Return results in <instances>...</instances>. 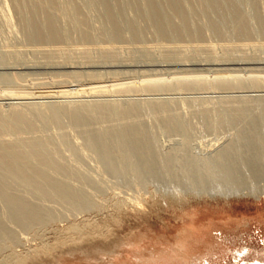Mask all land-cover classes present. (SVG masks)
<instances>
[{"label":"rangeland","instance_id":"obj_1","mask_svg":"<svg viewBox=\"0 0 264 264\" xmlns=\"http://www.w3.org/2000/svg\"><path fill=\"white\" fill-rule=\"evenodd\" d=\"M111 1L116 7L115 10H117L120 20L123 22L126 41L117 39L109 34L110 22L104 14L100 0H60V3L63 5L69 2H76L80 6H83L84 12L89 17L90 24L88 28L93 32L94 40L92 45H89L87 49L85 47L84 49L83 47L81 48L79 46L81 42H75V40L79 39V32H76L78 30L72 27L67 14H59L58 22L59 24L62 23L60 26L65 36L68 37H65V39H68L66 41L69 43L58 48V51L57 49L47 51L31 41L29 33L27 32L28 28L24 26L23 18L21 17L22 19H20L19 17L20 14H17L16 8L12 5V0H0V14H2L0 16V109L8 111L11 109L10 107L13 106V103L18 104V106L19 104L20 106L23 105V107L26 108L29 113L28 117L36 127L32 129L29 128L28 132H23L22 137H26V139H35L36 137L44 138L49 149L52 150L53 155L58 160L57 164L60 162L58 167L64 165L66 169L64 166H62V169L64 168L63 170L60 169L62 171L68 170L69 172V174L67 172L63 173L60 169H57L58 167H55L56 170L52 168L49 171L51 175L57 176L56 172L58 171V175L59 177L61 175L62 180L66 179V182L70 183L74 189L77 191L81 190V196H84V198L80 196L82 199H78L86 203L88 202L87 207L80 211L74 208L72 202L68 203V201H62L59 197H55L56 194L55 196L54 194L51 195L50 187V195L44 194V196L38 193L39 190L35 189L36 187L33 186L32 183L25 182L1 171L2 174H5L6 182L11 186L12 192L22 195L30 201L33 199V203L39 204L40 206L43 205L44 207H42L45 208V210L49 209L48 211L53 215V220L44 226L38 225L31 228L26 226L23 227L24 225L19 224L12 217L9 208L0 196V220H2V223L4 222V224H6L5 226L9 227L8 229L13 232V240H15V242H12L10 238H4V248H2V250L0 249V264H19L17 262H12L11 257L16 253H26L28 250L32 252L30 257L34 258L32 264H97L94 256H84L79 250H74V245L68 238L69 234L64 233L62 229H65L70 223L80 224V220H83V218L95 222L109 218L108 216L110 213L114 212L112 203L115 202L119 196L125 195L124 192L127 193L128 191L130 193L134 191L135 195L139 192L137 195H144L143 197L154 195L153 204L147 206L148 204L145 203L142 209L140 208L137 211L134 210L122 214L121 226L117 227L113 234L116 238H122L121 241L123 243L122 248L118 251V253L122 252V254L118 256L117 254L115 255L116 264H139L141 255L148 256L152 253L157 255L158 253L167 251L174 252L173 249L180 252L194 251L198 254L199 248L197 238L201 235H203L201 237H204L205 240L217 241L222 245V247L218 248V252L213 257L212 255H207L211 259L210 264H254L255 258L264 259V195L258 198L256 196L254 197V195L240 193L238 195H230V197L226 199V197L224 198L221 196L195 197L193 195L194 192H192L188 197H184L185 201L183 202H181L179 198V202L172 201L173 199L171 200L169 198L171 194H176V190L180 194L182 192L181 195H186V190L189 189V187L192 189L195 187V190H200L201 185L199 184V179L201 178L200 172L202 170L199 172L200 161L198 162V160L204 159V157H207L205 158L207 161L210 160L212 157L210 155H212L215 150L219 149L216 152L219 153L224 160L223 161L218 156L219 158H216L217 161L221 160L220 162L229 166L228 151H231V147L228 149L227 145H229V141L230 144H239L238 140L236 143L232 141V139L236 140L239 138L242 141L240 143L241 145L239 144L240 147L238 145L235 147V150L237 151L239 147V151L242 150L243 152L240 151L237 153L232 151L231 155L237 156L235 157L237 160L241 154L246 156L243 155L247 163H242L240 159L242 165L236 164L239 165V168H237L240 170L243 169V171L247 169L244 164H248V161L251 160L249 149L251 148V150H253L252 145L254 143L252 142L251 145L249 142L258 140L256 139L257 134L258 138H262L261 140L264 141V87L259 88L260 84H256L255 82L257 79L256 77H264V13L260 11L261 9L259 10L261 5L258 6L255 4L259 10V13H257L260 15V18L262 17L260 19L255 12L257 8L254 11L253 5L251 7V4H254L255 1V3H257V0L254 2L253 0H239L241 2L239 5L242 7L245 14H247L246 17L249 19L248 22H250L249 25L252 31V38L250 40L246 41L245 39H241L237 34L235 35L236 32L233 33L234 27L233 29L231 28L234 24L232 23V25H229V21L231 20H224L214 10L211 11L210 14L200 13L201 15L198 13L199 11H197L194 15L192 13V24L197 22L195 26H203L206 36L205 43L201 45L189 39L178 41V43H175V46L174 44H164L159 38H156L155 28L150 25L145 14H143L144 12L141 11V9H143L142 5H140L142 7H140V10L136 6L137 3H139L138 1ZM6 3L9 5H6ZM7 6L10 7V10H8L9 7L6 8ZM136 10H139V13L142 14L140 15ZM7 14H10V18L13 20H9ZM248 15L250 18H248ZM211 17L215 19L222 30L225 31H222V37H219L217 32L213 31L214 28H210L211 25L208 19L210 20ZM130 21H135L136 25L140 26L142 29L139 39L135 37L134 31L129 25ZM144 28L146 29L144 30ZM249 41H251L252 44H249ZM241 43H243V45ZM170 49L174 52L172 57L170 55ZM108 50L112 52L111 55H106L110 52ZM162 54H164L165 57ZM211 54L213 56H211ZM235 54L236 58L234 56ZM215 55L216 57H214ZM217 56H220L221 60L245 59L247 57L246 59L247 61L250 60V63L241 65L243 66L242 72L246 74L240 73V71H238V75H231L230 73L228 75H223L222 73L224 72H217L218 69H223V67H232L212 65L211 63L220 59L217 58ZM179 63L181 64L180 66ZM247 66H253L254 68L249 69ZM211 67L216 68V71ZM256 67H259V71ZM204 68H206V70L209 68L207 71L212 69L213 71H211L213 73L211 71L207 72ZM86 70H92L88 71L90 74L91 72L92 74L98 73L96 76H91L88 75V72H85ZM184 70L190 76H186L187 74ZM246 70L248 72H246ZM72 71H82L83 74L73 75ZM175 71L178 75L182 74L183 76L181 77L183 78L192 76L195 80L194 83L197 82L196 78H198V81L203 80L208 83L209 79H215L216 77V79H227L238 83L233 87L234 89H231L232 85L222 86L221 89L224 88L225 90H221L215 86L213 89V86L209 87V85H206V88L203 89L205 84H203V86L200 84L201 86L198 85L200 87L196 88L198 83H193L191 87L193 89H190L189 86V88L186 87L181 90L180 88L179 90L175 89L176 85L174 86L175 88L172 85L170 88L164 87L159 90H148L141 86V82L144 80L155 82L157 81L156 78H159L161 75V78L165 77V81H174L173 78H181L174 73ZM163 72L165 74H163ZM200 72L204 73L200 74ZM215 72L216 74H219V72L221 74L216 76ZM230 72L233 74V71ZM247 73L251 75H247ZM254 73L256 75H254ZM213 75L215 77H213ZM245 77H248L250 81H247L248 78L246 79ZM161 78L160 81H163ZM241 78H243L242 80L244 81L246 79L244 83H249L247 87L245 84L243 85ZM92 83H96L97 85L101 84L106 87L98 86L100 89L89 88ZM113 83H115V86L117 85V88L114 86V91V87L112 90L110 89V85ZM119 86H122L120 87L121 89ZM171 88L175 90L171 91ZM62 89H68V91L66 93H58V90ZM118 89L122 92L120 93ZM53 91H55V93H53ZM49 93L51 94L49 95ZM233 97H235V100H232ZM244 97L245 102L246 99H248V101L246 103L243 101V103L248 107L240 103L244 100ZM222 98L224 102L225 99H230V102L238 100L236 102L237 105L229 101V103H227L226 101V105L229 104L230 107H225V104L221 103L223 102ZM201 99H207L209 104L203 101L201 105ZM239 99L241 100L240 102ZM250 99H252V101L255 100L253 102L256 103V105L251 106L253 108L250 107ZM134 101L135 103H132ZM149 101L151 102L148 103ZM164 101L168 102L169 105H172L174 101L176 104L180 103V105L178 104L179 106L174 104L175 109L169 106V114H171V112L174 113L176 121L179 120V118V122L181 121L179 124L181 128L175 122L177 131L171 128L172 124L173 127H175L173 122L171 124H164L165 120L161 113L154 108V104ZM185 102L187 104H184ZM98 103L99 105L102 103L101 106H98ZM109 103L110 105L115 104L114 107H117V103L121 104L118 105L119 108H121L120 106L124 107V105L126 106L129 104L137 105L136 107L139 111H137V113L136 110L133 112V119L134 121L137 119L135 123H139V125L142 124V130L148 132H143L146 138L149 136L147 142L151 138V143H149L152 144V151H150L154 156L151 152L149 153L151 156L155 157V162L149 160L151 164L154 163L152 166L148 165V160H145L146 162L142 161L141 155L135 150L136 148L133 147V144L130 145L128 143L130 140H127V138L122 135L123 129L126 128L122 126L125 119L129 120V123H134L130 117L132 113L129 116L130 119L127 118V115V117L123 115L122 119H120L122 112L120 111L119 113L121 114L117 115L119 113L114 108L113 110L116 111L113 112L112 110V112L115 113L114 115L111 112ZM220 104L221 107H218ZM81 105L86 108H80ZM107 105H109V107H107L108 109L105 108L106 110L103 111L102 109ZM241 105H243V107L245 106V112L243 111L245 120L240 116L242 113L239 114L236 110L234 111L236 106ZM223 107L228 110L230 109L229 111L232 113L229 112V114H227L228 111H225ZM64 108L68 110V112H70V110L85 111L88 108L87 112H82V114H85L83 117L87 115L85 120L89 122H83L86 126L83 123L79 125L78 123L81 122L76 120L79 115L73 112V114L77 116H75V120L78 122L76 123V121L72 119L74 118V116H72L73 114L71 115V113L66 112L63 110ZM38 109L41 110V113ZM100 109L102 112H100ZM203 109H205V111H203ZM248 109H250V112H247L249 111ZM55 111L56 113L58 112V114H56ZM109 112L112 113L113 116L111 114L109 115ZM245 113L248 114L249 118ZM249 113L252 114V116H250ZM260 116L261 118H259ZM83 117L79 118L83 119ZM223 117H225L224 121ZM252 117L256 119V121H254ZM82 119L80 121H82ZM250 119H253L252 121L254 122L250 121ZM260 119H263V121ZM257 120H259V122ZM90 121L94 124H91ZM246 122H249V124L252 123V125L255 124L256 129H254V126L251 128ZM129 123L126 121L125 125L127 126ZM192 123H194V125ZM167 124L172 130L167 128ZM88 125H90V127ZM114 128L117 129V131H114ZM183 128H187L188 130ZM90 129L96 130L97 133ZM241 130H243L244 135H252L250 136L251 138L248 137L251 141L245 138L244 135H242V138H244L242 140ZM23 131L27 130L24 129ZM85 131H90L92 134L96 133L93 137L98 135L101 139L98 138L99 141L94 140L96 142L91 141V138L88 135V137L86 136L87 133ZM29 132L31 137L29 136ZM13 134L15 135V133ZM13 134H4V137L9 138L13 136L14 138ZM35 135L37 136L35 137ZM76 135L77 139L79 137L78 140L75 138ZM183 136L185 138L189 136V139L187 138V142L189 140L188 143ZM261 140H259V142ZM260 143L264 145V142L261 141ZM245 146L246 148L244 149ZM182 148H184V150ZM225 148H227L228 151L227 149L225 150ZM105 151L107 153L106 155L109 154L111 157V161L107 160L105 154L102 156ZM223 151H225V153H223ZM169 154L172 155L168 156ZM173 154L175 156H173ZM186 155H188L191 160L193 158L194 161L192 162H194V165L191 164L192 162L190 160L187 161ZM208 156L210 157L208 158ZM172 157H175V160H173L174 158ZM214 157H212V159ZM236 159L235 161H237ZM213 160L215 161V159ZM232 160L234 162V159ZM204 162L200 164L203 169L205 166ZM238 162L239 161L235 163ZM191 166L193 167L192 172L190 170ZM242 166H244V168H242ZM40 167L44 169L43 166ZM248 168H250V166H248ZM213 169V173L210 171V168L209 170L206 169L207 173L209 171L212 175L208 177V181L206 180L207 183L205 186L207 185V187H204V189H211L212 186H214L213 188L224 186L228 188V190L234 189V185L229 179H223L224 171H219L221 175L218 176V171L217 175L215 168ZM243 171L241 170L240 172L241 176L247 178L249 175V178L252 179L250 181H253L254 177H250V175L252 176V171L247 169V171H245L246 174H243ZM247 172L250 174L247 175ZM203 173L204 172H202V174ZM214 173L216 175H214ZM33 176L35 175L33 174ZM138 177H140V180H138ZM203 177L204 176H202V178ZM245 183L247 184V181ZM253 183L256 185L255 178L254 182H248L246 186L244 185L246 190L243 192H247L248 189L256 188L261 184L263 185L264 176L257 179L256 187L253 186ZM130 189H132V192ZM183 189L186 192H184ZM204 189H201V191ZM178 192L177 194H179ZM158 200L160 201L158 202ZM160 202L161 204L158 205ZM97 205H102V210H97L98 207H95ZM63 241H67L68 244L59 246ZM241 247L248 248L249 252L247 256L241 253L239 257H235V255H237L236 250ZM35 252H37V254H35ZM200 252L204 253L206 251L204 248H201ZM164 264L172 263L165 262ZM180 264H182V262H180Z\"/></svg>","mask_w":264,"mask_h":264},{"label":"bare ground","instance_id":"obj_2","mask_svg":"<svg viewBox=\"0 0 264 264\" xmlns=\"http://www.w3.org/2000/svg\"><path fill=\"white\" fill-rule=\"evenodd\" d=\"M136 1L139 2L136 5L137 8L140 10V7H141L140 5H142L143 9H141V11L144 12L143 14H145L147 20L150 22V25H152V27L155 28V30H156V38H159L161 42H164V44L166 43V44H174L175 45V43L176 42L178 43V41H185V40H189V39H190V41L196 42V43L201 44V45H202V43H205L206 36H205V33H204L203 26H195V24L197 22L195 24L193 23L194 25L192 24V13L194 15L197 11H199L198 12L199 14L200 13L201 14L202 13H204V14H210L211 11L214 10L224 20H231V21H229V25H232V23L234 24V26L232 25L231 28L233 29V27H234L233 33L236 32L235 35L237 34L241 39H245L246 41L247 40H250L252 38V31H251V28H250V25H249L250 22H248L249 19H247V17H246L247 14H245V12L242 10V7L239 5V3H241L239 0H136ZM254 1L255 0H253V2ZM12 2H13L12 5H14V7L17 10L16 11L17 14H20L19 15L20 19L23 18L22 20H23V22L25 24L24 26L27 27L28 30H29L28 31L26 29L27 32L29 33V37H30L31 41L34 44L36 43L37 45H39L41 48H44L47 51L48 50L51 51V50H55V49H57V51H58V48L62 47L64 44L69 43L68 41H66V40H68V39H65V37H67V36H65V33H64L62 27L60 26L62 23L59 24V22H58L59 14H62V15L63 14H67L68 15V18L70 20L69 22L71 23L72 27H74L75 29L78 30L76 32H79V35H78V38L79 39L75 40V42L76 43H77V41L78 42H81V45H83V46H81L79 44V46L81 48L83 47V49H84V47H85L87 49V47L89 45H92L93 40H94V34L88 28V26L90 24L89 17L84 12L83 6H80L78 3H76V2H69V3L65 4V5H63L62 3H60V0H12ZM100 2H101V5H102L101 7H103L102 9L104 11V14H105V16L107 17V19L110 22V26H109L110 27L109 28L110 33L109 34H111V36H113V37H115L117 39H121L122 41H126L127 39H126L125 31H124L125 29H124V26H123V22L120 20V18L118 16V13H117V10H115L116 7L114 6V4L112 3L111 0H100ZM255 2H254V4H251V7L253 5L254 11L256 10L257 5L258 6L261 5L260 8H259V10L261 9L260 11H262V13H264V0H257V3H255ZM258 2H259V4H258ZM255 4H257V5L255 6ZM6 5H9V4L6 3ZM8 7L9 6H7L6 8H8ZM134 9H135V7H134ZM8 10H10V7L8 8ZM139 10H136V11H138V13H139ZM259 10L257 8V10L255 12L257 13ZM139 14L141 15L142 13H139ZM1 15L2 14H0V16ZM8 16H9V20H13V19L10 18V14ZM255 16H256V14H255ZM257 17L260 18V15L258 14ZM248 18H250L249 15H248ZM63 19H65V18H63ZM208 21H210V25H211L210 28H214L213 31L217 32V34H218L219 37H222L223 36V32L222 31H224V30H222V28L220 27V25L218 24V22L215 19H212V17H211L210 20L208 19ZM204 22H205V19H204ZM8 25H9V23H8ZM129 25L132 27V30L134 31L135 37L137 39H139V36L142 33L141 27L140 26H137L136 23H135V21H130L129 22ZM74 28H73V30H74ZM145 29L146 28H144V30ZM4 34H2V35H4ZM255 38H256V36H255ZM95 40H96V38H95ZM71 42L74 44V42L72 40H71ZM249 42H250L249 44H252L251 41H249ZM256 42H258V41H256ZM241 44L243 45V43H241ZM244 44H245V42H244ZM211 46H214V45H211ZM111 47H113V46H111ZM108 51H110V50H108ZM170 51H171L170 52V55L172 57V55L174 54V52L172 51V49H170ZM109 54L111 55L112 52L110 51L106 55H109ZM165 54H167V53H165ZM213 54H215V53H213ZM162 55H164V54H162ZM216 55L214 57H216ZM211 56H213V55L211 54ZM234 56L236 58V54ZM164 57H165V55H164ZM217 58H220V56L219 57L217 56ZM245 59L244 58L243 59L238 58V59H230V60H227V59H222L221 60V58H220L218 60H215V62L214 63H211V64L212 65L232 66V67H226V68L223 67V69H218L217 72L218 71L224 72V73H222L223 75H228L229 73L231 75H234V74L236 75L238 73V71H240V73L242 72V70H243V66H241L242 64H248V63H250V60L247 61V59L246 60ZM180 65L181 64L179 63V66ZM236 66H238V67H236ZM241 67H242V69H241ZM247 67L249 69L254 68L253 66L252 67L247 66ZM68 68H73V67H68ZM211 68L216 71V68H213V67H211ZM244 68H246V67H244ZM256 68L259 71V67H256ZM199 69L202 70L201 68H199ZM204 69L206 70V68H204ZM208 69L209 68H207V70ZM212 69H210L209 71H211ZM247 70H246V72H248ZM253 70H255V69H253ZM88 71H92V70H88ZM88 71L86 70L85 72H88ZM209 71H207V72H209ZM230 71H233V74ZM81 72L82 71H72V74L73 75H75V74L76 75H81V74H83L84 70H83L82 73ZM106 72H108V71H106ZM164 72H163V74H165ZM184 72H186V71L184 70ZM226 72H228V73H226ZM88 73H87L88 75L96 76L98 72L97 73H94L95 75L92 74V72H91V74H90V72H88ZM108 73H106V74H108ZM174 73L177 74V76H180V77L183 76L182 74H179L178 75V73H176V71ZM202 73H204V72H202ZM202 73L200 72V74H202ZM186 74H187V72H186ZM205 74H206V72H205ZM219 74H221V73L219 72ZM219 74L218 73L216 74V72H215V75L216 76H218ZM243 74H246V73H243ZM243 74H241V75H243ZM248 74H250V73H247V75ZM254 75H256V74L254 73ZM158 76H160V75H158ZM186 76H190V75L187 74ZM161 77H162V75L159 78H156L157 81H155V82L148 81L147 79H146L147 81L144 80L143 82H141L142 88H146L148 90H159L160 88H164V87L170 88V86L173 85V87H174L176 85V88L175 87L174 88L175 89H178V90H179V88H180V90L183 89V88H186V87L189 88V86H190V89H193L191 87H192V85H193V83L195 81L192 76L191 77H184V78L183 77H181V78H173L174 81H167V80L165 81L164 80L165 77H163V78H161ZM166 77H168V76H166ZM208 77L210 78L209 75H208ZM213 77H215V76L213 75ZM160 78L163 79V81H160ZM216 78L215 79H209L208 80V83H206V81H203V80H200V79H199L200 81H198V78H196L197 82H195V83H198V84H197V86L196 85L195 86H196V88H198L201 85L203 86V84H205L204 87H203V89L206 88L205 87L206 85H209V87H212L213 86L212 87L213 89H214V86L215 87H218L219 89H221L222 86H231L232 85V87H231V89H232L234 86H236V83H238L236 81L234 82V81H229L227 79L222 80V79H219V78L216 79ZM249 78L247 79V81L248 80L250 81ZM253 78H255V77H253ZM256 78H255L256 79L255 80L256 84H260L259 85L260 86L259 88H263L264 87L263 86L264 85L263 84L264 83V77L263 76L262 77L260 76V77H256ZM242 79L243 78H241V80ZM246 79H245V81L244 80H242V81H243V85L245 84L246 87H247V84H249V83H247V84L244 83V82H246ZM198 85H200V86H198ZM218 85H220V86H218ZM98 86H103V85H101V84H98L97 85L96 83H92L89 86V88H99ZM114 86H115V83L111 84L110 85V89L112 90V88ZM103 87H106V86H103ZM115 87L117 88V85ZM115 87H114L113 91L115 90ZM120 87H122V86H119V88ZM124 88H126V87H124ZM124 88H123V90H124ZM175 89L171 88V91L172 90H175ZM222 89H224V88H222ZM104 90H107V89H104ZM67 91H68V89H62V90H58V93L59 92L60 93H63V92L66 93ZM118 91H120V93L122 92L119 89H118ZM53 93H55V91H53ZM50 94L51 93H49V95ZM245 97H244V100H242V101L239 99V102L240 101H241L240 103H243V101L245 102ZM234 98L235 97H233L232 100ZM238 98H240V97H238ZM220 100H221V98H220ZM222 100H223V98H222ZM250 100H251L250 107L252 105L255 106L256 103L253 102L255 100H253V101H252V99H250ZM198 101H200V100H198ZM201 101H202L201 102V105L203 104V101H206V104L207 103L209 104V102H207L208 101L207 99H205V100L201 99ZM226 101H227V103H229L230 102V99H225V102H224V100H223V102H221L222 104L223 103L225 104V107L226 106H229V104L226 105ZM237 101L238 100L233 101V102H230V103H233L234 105L235 104L237 105V103H236ZM247 101H248V99H246V102ZM150 102L151 101H149L148 103H150ZM155 102H156V99H155ZM132 103H135V101L132 102ZM245 103H243V104L245 105ZM101 104L99 105V103H98V106H101ZM174 104L177 105V106L180 105V103H178L179 105L176 104L175 101L172 103V105L171 104L169 105L168 102H165L164 101V102H158V103L154 104V108H155L156 111H158L159 113H161L162 117L165 120V123L164 124H166V123L171 124L172 122L175 124V122H176V124L181 128V126L179 125L181 123V121L179 122L180 118H179V120L176 121L175 114L172 113L171 111H170L171 114H169V110H170V107L171 106L174 107V109H175V105ZM181 104H183V103H181ZM184 104H187V103L185 102ZM204 104H205V102H204ZM109 105H110V103H109ZM109 105H107L106 107H104V109H102V110L105 111L106 110L105 108L109 107ZM111 105H110L111 112H112V110L114 108L117 110L118 113L120 111L122 112V114L121 113L117 114V115H120L121 114V117L119 116L120 119H122L123 115L125 117L128 116L127 117L128 119H130V117H131V119L133 120V121L132 120L131 121L134 122V123H129L128 122L129 120H127V119L124 118L125 121L122 124V126L123 127H126V128L123 129L124 131L120 128L123 131V133H122V131H121V133H122V135H124L127 138V140H130L129 142L128 141L127 142L130 145L133 144V147L136 148L135 150L139 152V153L138 152L137 153L139 155H141L142 161L144 162L145 160H148V165L149 166H152L154 163L151 164L150 161H154L155 160V157H153L154 154L151 152L152 151V146H151L152 144H150L151 143L150 142L151 141L150 140L151 138L147 142V140H148L147 138L149 136L146 138V135L144 133H148V132L142 130V126H141L142 124L141 123H140L141 125H139V123L138 124L135 123L137 119L135 121L133 119V112H135V110H136V113H137V111H139V109L136 107L137 105H131V104H129L131 106L126 105L127 107L124 105L125 108L122 107V106H120L121 108H119L118 105H121V104H118V103H117V107H114V105H115L114 104V105H112L113 106V108H112ZM58 106H60V105H58ZM81 107H82V105L80 106V108ZM207 107H208V105H207ZM218 107H221V104ZM225 107H223V108H224L225 111L226 110L228 111L227 114H229V112L232 113L231 111H229L230 109L229 110L227 108L225 109ZM244 107H243V105L236 106L234 108V111L236 110V112L239 113V114L242 113V115H240V116L245 120V116L243 114L245 112L244 111ZM246 107H248V106H246ZM10 108L11 109L8 110V111H5L3 109H0V196H1L2 200L5 202L6 206L9 208V211H10L12 217L19 224L24 225L23 227L26 226V227H29V228L34 227V226H38V225L39 226H44L48 222H50V221L53 220L52 219L53 218V215H52V213H50V211H48L49 209L45 210V208H43L44 207L43 205H42L43 206L42 207L39 204L33 203L32 202L33 199L30 201V200H28V198H26V197H24L22 195L15 194L14 192H12L11 191V186L6 182L7 180L5 179V174H2V172H6V174L15 176V178L17 177V178H19V179H21V180H23L25 182L32 183L33 186L36 187L35 189H38L39 190V191L36 190V191H38L39 194L41 193L42 195H44V194L45 195H48L49 192L51 191L50 192V193H52L51 195L54 194V196H55V194H56L55 197H57V198L59 197L62 201H65V202L68 201V203H71L72 202V205L74 204L73 205L74 208L79 209L80 211L84 210L87 207V205H88L87 203L88 202L86 203V202H83V200L81 201V199L84 198V196H81V193H80L81 190L80 191H77L76 189H74L70 185V183H67L66 182V179L65 180L63 179L64 180L63 181L62 178H61V175L59 177L58 171L56 172L57 173V176H55V175L53 176L49 172L52 168L54 170H56V168L58 167V165H60V162H59V164H57L58 163V160L53 155L52 150L49 149L48 144H46V141H44V138L43 139L42 138H37L36 137L37 135H35V137H36L35 139H30V138L29 139L28 138L26 139V137L25 138L22 137V133L23 132L24 133L25 132H28V129L29 128L32 129V128L36 127V125H34V123L28 117L29 113L26 110V108H24L23 105L20 106V104H19V106H18V104H14V103H13V106L10 107ZM82 108L85 109L86 107L83 106ZM251 108H253V107H251ZM40 109H38V110L41 113V110ZM205 109H203V111H205ZM44 110H45V108H44ZM63 110H65V108ZM87 110H88V108L85 111L87 112ZM248 110L249 111H247V110L246 111L247 112H250V109H248ZM258 110H256V111H258ZM56 111H55V113H56ZM65 111L68 112V110H65ZM85 111H81V110L80 111H76V110L71 111L70 110V112H68V113H71V115H72L73 112H74L75 114L79 115L78 118L76 119L75 118L76 115L73 114L72 116H74V118H72V119H74V120L76 119L77 121L79 120V122H81V123H78L76 120L75 121H76V123H78L80 125L83 122H87V123L89 122V121L85 120L87 118V115L85 117H83L85 114L83 115L82 112H85ZM100 112H102L101 109H100ZM113 112H116V111L113 110ZM112 113L109 112V115L110 114L112 116H113V114L115 115V113H113V114ZM136 113H135V115H136ZM263 113H264V111H263ZM56 114H58V112ZM81 114H82V116H81ZM130 114H131V116H130ZM252 114L249 113L250 116H252ZM171 115L173 116V118H172ZM245 115H247V117L249 118V116H248L247 113H245ZM254 116H255V114H254ZM79 117H83V119L82 118H79ZM224 118L225 117H223V121H224ZM259 118H261V116ZM81 119H82V121H80ZM158 119H159V117H158ZM253 119H250V121H252ZM260 120L263 121V119H260ZM126 121H127V123H129V124H127V126L125 125ZM254 121H256V119H254ZM254 121H252V122H254ZM257 121L259 122V120H257ZM90 122H91V124L93 123L92 121H90ZM184 122H185V120H184ZM184 122H182V123H184ZM142 123H143V121H142ZM194 123H192V124L194 125ZM246 123L249 124V122H246ZM176 124H175V127H173V124H172L171 125V128H173V129L176 130L177 129ZM250 124H249V126H251V128H253L252 126H254V129H256L255 128V124L254 125H252V123H250ZM88 126L90 127V125H88ZM245 127H248V126H245ZM60 128H61V126H60ZM115 128H114V131H117V129H115ZM167 128H169V130H172L169 127V125L167 126ZM24 129H26L27 131H23ZM80 129H79V132H80ZM84 129H86V128H84ZM183 129H187V128H183ZM38 130H39V128H38ZM90 130H92V129H90ZM187 130H186V132H187ZM29 131H31V130H29ZM92 131L96 132V130H92ZM246 131H250V130H246ZM8 132H9L10 135H12L13 133H15V135L13 134L14 135V138H13V136L12 137H9V138L6 136L7 138H5L4 137L5 135H9ZM112 132H113V130H112ZM263 132H264V129H263ZM263 132H262V134H263ZM86 133H87L86 136L88 135L91 138L90 139L91 141H94V140L99 141L98 138L101 139L100 137H98V135L97 136L95 135V137L97 139L95 137H93L94 134H96L97 132L92 134V132L87 131ZM241 133L240 134H241V138H242V135H244L243 130H241ZM29 134H30V132H29ZM192 134H193V132H192ZM23 135H25V134H23ZM106 135H107V133H106ZM29 136L31 137V134ZM184 136H186V135H184ZM244 136H245V138L249 139V138H251L250 136H252V135H246L245 134ZM75 138L77 139V135H76ZM187 138L189 139V136ZM187 138L184 137V139H185L186 142H187ZM78 139H79V137H78ZM243 139L244 138H242V140ZM256 139H258V140H255V142L254 141H251L249 139L251 141V142H249L251 145H252V142L254 143L252 145L253 150H251V148L249 149V151H250L249 154L251 155V158H250L251 160L248 161V164L249 165L248 164H244V166H246L245 168H247L248 170L252 171V176L250 175V177H254L256 179V185H257V179H259L260 177H263L264 176V145H262L260 143L261 141L262 142H264V141L261 140L262 138L261 139L258 138V134H257V138ZM237 140L239 141V144L242 142L241 139H239V138L236 139V140L232 139V141H235L236 143H237ZM259 140H261V141L259 142ZM96 141H94V142H96ZM188 142H189V140H188ZM231 144H230V141H229V145L230 146L227 145L228 146V149H229V147H231L230 148L231 151H228V149L225 148V150L227 149V151L229 152V154H228V157L230 158V159L228 158V160H229V166L224 165L222 162H220L221 160L220 161L219 160L217 161L216 158H219L220 157L222 160H223V158L219 155V153L216 152L219 149L215 150L216 153L214 152L215 154L213 153L212 155H210V156L214 157L217 154L213 158V159H215V161L212 159V157L208 161L205 159L207 157H204V159L202 158L201 160L200 159L198 160V162L200 161V164L203 163L206 160L204 162V164H205L204 169L205 170L203 169L202 165L199 164V168H200L199 172L202 170L200 172L201 173L200 174L201 175L200 176L201 178L199 179V184L201 185L200 190H195V187H193L194 189H192V188L189 187V189H191V190L187 189L186 190L187 192H186L183 189L184 192H186L188 195L187 194L186 195H181L182 192L180 194L176 190V194L175 193L171 194L169 196V198L171 200L173 199L172 201H176V202H179V200H178V198H179L181 200V202H183V201H185L184 200V197L185 196L188 197L192 192H194L193 195L195 197H201V196H203V197H206V196H208V197H210V196L211 197L221 196V197H224V198L226 197V199L229 198L230 195H238L240 193L241 194L254 195V197L256 196L258 198H260L261 196H263L264 195V184L263 185L262 184L261 185L258 184L259 186L256 187V185H254L255 183H253V186H255L256 188L248 189V186H247L248 191L247 192H243L244 190H246L245 187H244V185L246 186L248 184V182L249 183L250 182L251 183L254 182V178H253V181H250V180H252V179L249 178V175H248V174H250L249 173L250 171L247 172L248 177L245 176L247 178H244L243 176H241V173L240 172H241V170L243 171V169H241V170L238 169L239 168L238 167L239 165H236V164L242 165L241 162L242 163L243 162L244 163H247V162H245L247 160L244 159V157H243L244 154L243 155L241 154V156L238 157V160L235 158L237 156L231 155L232 151L233 152H237V153L240 152V151H242V150L239 151V147H240L241 144L240 145L238 143L237 144H234L233 143L232 145ZM238 145H239V147L237 148V151H236L235 150L236 149L235 147H237ZM245 148H246V146L244 147V149ZM247 148H249V147H247ZM182 149L184 150V148H182ZM241 149H242V146H241ZM127 151H128V149H127ZM251 151H252V153H251ZM149 152H151L153 156H151V154ZM223 153H225V151H223ZM104 154L107 157V160L108 161H111L112 160L111 157L109 156V154L106 155L107 154L106 151L102 154V156ZM171 155L172 154H169L168 156H171ZM173 156H175V155L173 154ZM186 156H187V159H188L187 161H189V160L191 162L194 161L192 157H191L192 158V160H191L188 157V155H186ZM210 156H208V158ZM168 158H171V157H168ZM172 158H174L173 160H175V157H172ZM232 159H234V162H233ZM235 159L237 161H239V162L238 163H235V162H237V161H235ZM240 159L242 160L241 162H240ZM70 160H72V159H70ZM210 161H211V164H210ZM214 162H216V163H214ZM217 162L218 163L220 162V163L218 164ZM193 163L194 162H192L191 164H193ZM40 166H43L44 169H41ZM62 166H64V165H62ZM62 166H59L57 169H60V168L62 169ZM192 166L190 167L191 172L193 170V167ZM244 166H242V168H244ZM248 166H250V168H248ZM205 167H207V168H205ZM209 168H210V171L211 172L214 170L213 168H215L216 174H217V171L219 173V175L217 174L218 176L221 175L219 171H221V170L224 171L223 172V179L224 180L225 179H229V181H231V183L234 185V189L228 190V188H226L224 186L223 187L220 186V187H216V188H213L214 186H212L211 189H204V187H207V185L205 186V184L208 181V177L210 175H212V174H210L209 171H208L209 174L206 171V169L209 170ZM61 169H60L61 172H63V173L64 172H67L69 174L68 170L62 171L64 168L62 170ZM65 169H66V167H65ZM247 169H244L243 174H246L245 171H247ZM239 170H240V172H239ZM202 172H204L205 174L203 173L204 174L203 175ZM33 174L35 176H33ZM216 174L214 173V175H216ZM202 176H204L203 178L205 180L202 178ZM205 176H207V177H205ZM64 177H65V174H64ZM138 178H139L138 180H140V177H138ZM204 181H205V183H204ZM246 181H247V184L245 183ZM200 182H202V183H200ZM258 183H259V181H258ZM27 185H28V183H27ZM139 185H140V183H139ZM249 186L252 187L251 185H249ZM49 187L51 188L50 191H49ZM201 189H204V190L201 191ZM31 190H34V189H31ZM130 190L132 192V189H130ZM119 192H117V193H119ZM137 192H138V190H137ZM174 192H175V190H174ZM177 192L179 194H177ZM124 193H125V195L122 196L121 195L122 192H121V194H120L121 196H119V198H117L115 200V202L112 203V207H113L114 212H111L110 213V215L108 216L109 218H106V219L101 220L99 222L90 221V220H87V219L83 218V220H80V224L79 223H70L65 229H62V231L64 233L69 234L68 238L70 239V242L74 245L73 249L74 250H79L84 256H94V259L97 262V264H116L115 255L117 254V256H118V255L122 254V252H119L118 253V251H120V248H122V245H123V243L121 241L122 238H118V237L116 238V237L113 236V234L115 233V229H117V227H120L121 226V223H122L121 222L122 214H124L125 212L126 213L127 212H131V211H134V210L137 211L140 208L142 209V206H144L145 203L148 204L147 206H150L151 204H153V197H154V195H150L149 197H143L144 195H141V196H138L137 195V194H139V192L136 193V195L134 194V191H133V193H130L129 191L127 193L126 192H124ZM205 193H209V194H205ZM84 195H85V193H84ZM158 195H159V193H158ZM78 198H81V199H78ZM160 200H158V202ZM89 202H90V200H89ZM83 204H85V205H83ZM159 204H161V202L158 203V205ZM95 207H98L97 210H99V209L102 210V208H103L102 205H97ZM95 210H96V208H95ZM5 225L6 224H4V222L2 223V220H0V249L1 250H2V248H4V238H10L12 242H15V240H13L14 239L13 232L11 230H9L8 229L9 227H6ZM22 225H20V226H22ZM201 236H203V235H201ZM201 236H198V238H197V240H198L197 241L198 242V248H199V250H198L199 253L198 254H196L194 251H181L180 252V251H177L175 249H173L174 252H168L167 251V252L158 253L157 255L155 253H152V254L149 253L150 255H148V256H144V255H141L140 256L141 258L139 259V264H164L165 262L172 263V264H180V262H182V264H197V262H198V264H204V263L210 264L211 259L207 255H212V257H213L218 252V248L222 247V245L219 242H217V241L213 242V241H210V240H205L204 237L202 238ZM66 244H68V242L67 241H63L61 243V245H59V246H64ZM201 248H204L206 252H204V253L200 252ZM30 251L31 250H28L26 253L22 252V253H16V254H14L11 257L12 262H17L19 264H32L34 262V258H31L30 257V254L32 253ZM33 252H34V250H33ZM236 252H237V255H235V257H239V254H241V253L243 255L247 256L249 250H248V248H245V247L242 248L241 247V248L237 249ZM35 254H37V252H35ZM242 260H243V258H242ZM254 264H264V259L255 258L254 259Z\"/></svg>","mask_w":264,"mask_h":264}]
</instances>
